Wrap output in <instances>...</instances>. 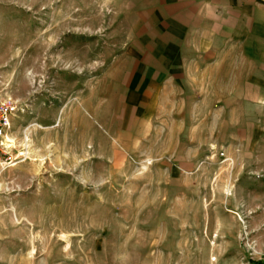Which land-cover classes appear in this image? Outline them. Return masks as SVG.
Listing matches in <instances>:
<instances>
[{
	"label": "rangeland",
	"instance_id": "obj_1",
	"mask_svg": "<svg viewBox=\"0 0 264 264\" xmlns=\"http://www.w3.org/2000/svg\"><path fill=\"white\" fill-rule=\"evenodd\" d=\"M159 2L0 0V89L18 101L0 264H264V7L177 100L143 101Z\"/></svg>",
	"mask_w": 264,
	"mask_h": 264
},
{
	"label": "crops",
	"instance_id": "obj_2",
	"mask_svg": "<svg viewBox=\"0 0 264 264\" xmlns=\"http://www.w3.org/2000/svg\"><path fill=\"white\" fill-rule=\"evenodd\" d=\"M263 7L264 0H160L153 29L142 36V54L150 57L134 65L133 94L153 101V88L158 87L160 98L177 100L171 87L184 81L191 85L192 71L220 47L239 43L258 30Z\"/></svg>",
	"mask_w": 264,
	"mask_h": 264
},
{
	"label": "built area",
	"instance_id": "obj_3",
	"mask_svg": "<svg viewBox=\"0 0 264 264\" xmlns=\"http://www.w3.org/2000/svg\"><path fill=\"white\" fill-rule=\"evenodd\" d=\"M17 100L6 93L5 88L0 89V165L6 168L15 160V156L10 152L11 146L6 142V137L11 131L12 117L17 110ZM20 155H23L20 152Z\"/></svg>",
	"mask_w": 264,
	"mask_h": 264
},
{
	"label": "bare ground",
	"instance_id": "obj_4",
	"mask_svg": "<svg viewBox=\"0 0 264 264\" xmlns=\"http://www.w3.org/2000/svg\"><path fill=\"white\" fill-rule=\"evenodd\" d=\"M6 141L7 142H13L12 138H10V137H7V140Z\"/></svg>",
	"mask_w": 264,
	"mask_h": 264
},
{
	"label": "trees",
	"instance_id": "obj_5",
	"mask_svg": "<svg viewBox=\"0 0 264 264\" xmlns=\"http://www.w3.org/2000/svg\"><path fill=\"white\" fill-rule=\"evenodd\" d=\"M256 264H263V263L258 262V263H256Z\"/></svg>",
	"mask_w": 264,
	"mask_h": 264
}]
</instances>
